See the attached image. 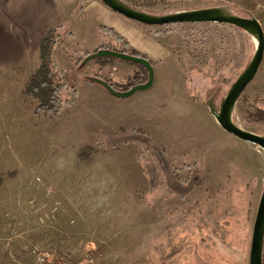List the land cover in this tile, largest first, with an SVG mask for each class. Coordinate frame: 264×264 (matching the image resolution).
Segmentation results:
<instances>
[{
    "label": "rangeland",
    "instance_id": "374dc122",
    "mask_svg": "<svg viewBox=\"0 0 264 264\" xmlns=\"http://www.w3.org/2000/svg\"><path fill=\"white\" fill-rule=\"evenodd\" d=\"M125 1L159 14L227 5L264 30L263 0ZM168 25L142 24L165 31L155 36L173 60L151 64L152 84L122 98L96 79L121 88L142 64L88 59L94 41L110 40L74 23L55 58L75 97L49 116L23 93L38 55L20 69L0 65V264H38L47 253L69 264H248L264 151L224 131L205 102L219 103L255 43L229 24ZM256 108L264 54L233 113L264 135Z\"/></svg>",
    "mask_w": 264,
    "mask_h": 264
},
{
    "label": "crops",
    "instance_id": "0c3cea01",
    "mask_svg": "<svg viewBox=\"0 0 264 264\" xmlns=\"http://www.w3.org/2000/svg\"><path fill=\"white\" fill-rule=\"evenodd\" d=\"M79 2L80 0H0V65L8 70L20 69L24 64L27 66L38 55L40 39L50 26L61 27L62 42L66 44L74 23L84 31L88 23L93 25L97 33H100V25L114 30L127 41L130 48L146 55L150 65L160 64L170 58L173 60L175 54L172 46L164 37L150 34L142 24L112 11L100 0H87L82 5V10H79ZM98 41H94L86 52L93 53L98 46L104 44ZM118 65L125 67L119 63ZM144 69L143 64L141 67L129 68L132 73H142ZM214 124L216 125L215 122Z\"/></svg>",
    "mask_w": 264,
    "mask_h": 264
},
{
    "label": "water",
    "instance_id": "95a60500",
    "mask_svg": "<svg viewBox=\"0 0 264 264\" xmlns=\"http://www.w3.org/2000/svg\"><path fill=\"white\" fill-rule=\"evenodd\" d=\"M112 11L137 23L150 26H164L175 23H208L229 24L244 30L254 41L255 48L249 62L238 74L236 79L230 84L218 104L214 97L206 100L205 105L209 113L213 116L218 125L226 132L231 133L238 139L253 143L264 151V135L258 134L248 129L240 127L233 119L234 108L239 96L242 94L247 84L256 75L264 54V30L260 21L254 17L241 16L234 12V9L227 5L206 6L188 10H178L166 13H153L140 9L125 0H100ZM112 55L121 59H128L139 62L148 71V79L143 84L131 87L127 91H116L105 82L98 80L110 93L116 97H127L136 92L149 87L152 84L153 72L150 63L143 58L134 57L111 51L100 49L90 54L87 58L96 56ZM264 245V187L261 192L253 221L251 240L248 254V264H263L262 254Z\"/></svg>",
    "mask_w": 264,
    "mask_h": 264
},
{
    "label": "trees",
    "instance_id": "16d2710c",
    "mask_svg": "<svg viewBox=\"0 0 264 264\" xmlns=\"http://www.w3.org/2000/svg\"><path fill=\"white\" fill-rule=\"evenodd\" d=\"M85 1L86 0H80V10L82 9V5ZM247 16L250 15L248 14ZM60 28L61 27L59 25L50 26L43 33L38 44L37 66L29 74L23 89V93L25 95L30 96L35 100L34 112L41 113L47 116L58 113L64 105H70L75 97V90L70 85H68L64 75V71L57 65V61L55 58V55L57 53L56 47L61 40ZM98 30L105 36H107L110 41L98 46L93 51V53L100 49H108L125 55L140 57L147 60L146 55L139 53L133 48H130L127 41L114 30L102 25L98 27ZM164 32L165 31L160 32L157 30L153 34L160 35ZM111 40H113L114 42H111ZM90 54L92 53L85 52L84 56L88 57ZM113 58L118 57L112 55H104L96 56L93 59L102 65H107L110 64ZM132 62L140 64L136 61ZM147 79L148 71L145 68L142 73L136 71L132 75L131 79L127 83L123 84L121 88H116V86H113L112 83H109L108 81L106 82L112 89L116 91H127L135 85L145 83ZM64 93H66V96H64ZM256 112L261 113V119L264 120L263 109L256 108ZM262 263L264 264V261H262Z\"/></svg>",
    "mask_w": 264,
    "mask_h": 264
},
{
    "label": "built area",
    "instance_id": "2783aa9c",
    "mask_svg": "<svg viewBox=\"0 0 264 264\" xmlns=\"http://www.w3.org/2000/svg\"><path fill=\"white\" fill-rule=\"evenodd\" d=\"M255 5L258 9L264 11V0L263 1H255ZM36 263L38 264H69L65 257H55L54 254H44L37 256L35 258Z\"/></svg>",
    "mask_w": 264,
    "mask_h": 264
},
{
    "label": "flooded vegetation",
    "instance_id": "af4514ba",
    "mask_svg": "<svg viewBox=\"0 0 264 264\" xmlns=\"http://www.w3.org/2000/svg\"><path fill=\"white\" fill-rule=\"evenodd\" d=\"M212 97V96H211ZM210 98V97H209ZM214 101H215V98H214Z\"/></svg>",
    "mask_w": 264,
    "mask_h": 264
}]
</instances>
